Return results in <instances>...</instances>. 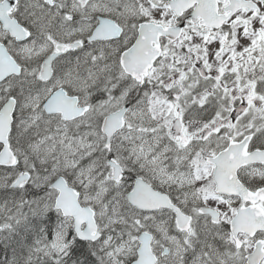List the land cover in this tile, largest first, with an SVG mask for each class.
<instances>
[{
	"label": "snow or ice",
	"instance_id": "1",
	"mask_svg": "<svg viewBox=\"0 0 264 264\" xmlns=\"http://www.w3.org/2000/svg\"><path fill=\"white\" fill-rule=\"evenodd\" d=\"M0 166V264H264V0H0Z\"/></svg>",
	"mask_w": 264,
	"mask_h": 264
},
{
	"label": "rangeland",
	"instance_id": "2",
	"mask_svg": "<svg viewBox=\"0 0 264 264\" xmlns=\"http://www.w3.org/2000/svg\"><path fill=\"white\" fill-rule=\"evenodd\" d=\"M78 17H79V15L77 14L76 16H75V19H78ZM74 60V59H73ZM98 96H99V94H97L96 96H94V98H93V101L94 102H96V99L98 98ZM85 130H87L86 128H84V127H82V129H81V131H85ZM83 163H87V161L85 160ZM6 178H3V179H1L0 178V184H2L3 183V181L5 180ZM10 180V179H9ZM8 182H10V181H8ZM4 187H2V186H0V202H2L3 201V199L4 198H9V199H13V198H15V199H17V197H16V195L15 194H3V193H1V190L3 189ZM3 194V195H2ZM40 196H42L41 194L38 196V197H40ZM19 198V197H18ZM36 198V197H35ZM33 199V198H32ZM24 211L26 212L27 211V209L25 208L24 209Z\"/></svg>",
	"mask_w": 264,
	"mask_h": 264
},
{
	"label": "flooded vegetation",
	"instance_id": "3",
	"mask_svg": "<svg viewBox=\"0 0 264 264\" xmlns=\"http://www.w3.org/2000/svg\"><path fill=\"white\" fill-rule=\"evenodd\" d=\"M213 47H218V45L214 44ZM257 183H259V181H257ZM37 189L38 188H35V187L31 186V185H26V191L24 193L26 195L34 194V193H36ZM40 191H41V195H43V190L40 189ZM15 193H16L17 196H21L22 195V193H20L18 191H16ZM24 193H23V195H25ZM170 234H175V232L172 229H170Z\"/></svg>",
	"mask_w": 264,
	"mask_h": 264
},
{
	"label": "trees",
	"instance_id": "4",
	"mask_svg": "<svg viewBox=\"0 0 264 264\" xmlns=\"http://www.w3.org/2000/svg\"><path fill=\"white\" fill-rule=\"evenodd\" d=\"M1 244H0V259H2L3 258V254H4V251H3V243L2 242H0Z\"/></svg>",
	"mask_w": 264,
	"mask_h": 264
},
{
	"label": "bare ground",
	"instance_id": "5",
	"mask_svg": "<svg viewBox=\"0 0 264 264\" xmlns=\"http://www.w3.org/2000/svg\"><path fill=\"white\" fill-rule=\"evenodd\" d=\"M87 161V160H86ZM16 194V193H15ZM19 194V193H18ZM3 195V194H2ZM17 199H18V197H17ZM1 244V243H0ZM3 245V244H2Z\"/></svg>",
	"mask_w": 264,
	"mask_h": 264
}]
</instances>
